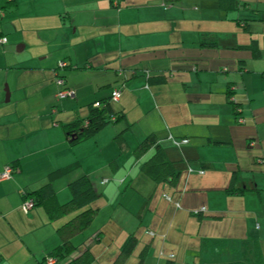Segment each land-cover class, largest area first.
Listing matches in <instances>:
<instances>
[{"label": "crops", "instance_id": "1", "mask_svg": "<svg viewBox=\"0 0 264 264\" xmlns=\"http://www.w3.org/2000/svg\"><path fill=\"white\" fill-rule=\"evenodd\" d=\"M122 1L125 2L14 0L7 3L0 0V33L6 38L5 45L0 46V52L6 49L5 53H0V264H41L60 243L57 228L73 213L49 220L42 207L23 211L22 193L39 188L46 183L50 172L72 164L76 165L74 170L78 169L74 175H69L72 170L52 182L58 202L70 199L68 183L73 176L83 174L90 178L97 192L91 203L97 213L89 226L72 238V253L55 264H66L86 249L93 257L90 264H138L140 260L141 264H174L169 258L177 255L179 264H190L191 259L195 264H228L242 261L222 255L237 253L249 255L247 262L242 263L264 264V186L252 179L247 183V178L240 176V170L236 169L237 176L244 182L239 187L249 186L250 189L241 194L227 192L233 177L234 171L229 175L233 163L218 169L205 151L213 143L233 144L228 140L230 127H236L233 122L245 123L242 104L234 98L235 80H230L229 75L214 73L212 68L203 67L210 75L201 74L194 63L198 59L209 61L211 56L206 48H218L223 40H230L232 49H237L235 52L246 49L250 57L264 58V0H231L227 6L219 0H201L204 6L195 0L190 9L188 5L176 6L178 0H142L124 6ZM233 21L243 28L242 34L246 36L243 42H239L238 29H226ZM219 25L223 28L218 29ZM26 28L30 30V40L20 35ZM206 36L208 40L214 36L217 46H203L201 43L206 41ZM13 40L21 54L10 59L7 56ZM239 57L234 54L232 61L237 67L239 64L242 72L246 63ZM62 61L66 62V67L57 69ZM183 70L187 71L186 84L184 78L176 77ZM222 72L227 73V69L222 68ZM156 74L164 75L165 81L147 80L149 75ZM57 75L63 76L61 86L57 85ZM191 78L194 85L198 82L200 87L190 93H201L207 100L203 106L211 108L209 114L222 116L219 121L209 114H200L204 116L201 120L195 118L199 115L195 112L182 116L181 112L171 111L176 104L168 99H172L180 86L183 92H188ZM174 79L175 85H170ZM228 87L232 98L240 103L242 122L232 112L226 96ZM115 88L120 89L121 95L113 101L117 104L114 108L123 111L125 117L120 121L125 126L120 128L121 136H118L120 130L115 136L116 147L111 149L112 154L103 157L101 142L97 140V134L109 124L95 135L70 144L63 125L86 118L89 105L108 98ZM63 89L70 94L61 99L57 97L60 108L48 116L55 95ZM85 105L87 109H83ZM142 115L154 121L137 127ZM215 125L219 126L218 130L212 129ZM136 127L137 134L133 131ZM240 130L246 131L247 126ZM219 134L224 136L218 137ZM149 135L155 136L167 158L180 170L174 182L156 183L142 173L141 166L154 154V148L139 157L134 151ZM92 138L94 141H87ZM175 139L188 142L176 147ZM259 145L263 148L262 139ZM122 154L131 157L129 169L125 167L126 162L120 165L114 160ZM110 158V166H115L112 179H119L117 187L129 179L124 188L133 183L148 193L147 201L129 198L126 203V208L131 207L128 213L132 211L140 223L143 218L140 212H146V230L151 242L137 257L132 256L138 243L136 232L128 227L122 244H117L110 230L116 218L110 215L101 224L97 223L99 209L112 205L111 196L116 191L114 185L108 186V176L97 169L104 167L98 163ZM13 162L16 170H12L9 177L1 176ZM135 168H138L136 174ZM172 187L173 195L168 196ZM106 196L103 205L100 200ZM95 202L100 206H94ZM202 208L206 210L201 211ZM252 228L254 233H249ZM130 236L136 238V244L130 255L117 263L120 250ZM186 238L195 240L188 249L183 243ZM235 243L240 250L233 249ZM196 248L201 253L210 252L202 256ZM159 250L163 255L160 256Z\"/></svg>", "mask_w": 264, "mask_h": 264}, {"label": "rangeland", "instance_id": "2", "mask_svg": "<svg viewBox=\"0 0 264 264\" xmlns=\"http://www.w3.org/2000/svg\"><path fill=\"white\" fill-rule=\"evenodd\" d=\"M141 1L142 0H125V2L124 1L121 2V5L122 6L132 5V4L140 3ZM194 1L195 0H178L175 2V4H176V6H177V4H179L181 6L188 5L187 9H190L191 6L193 5ZM198 2L202 3V5L204 6V4H203V2H201V0H198ZM203 6H202V9H206V7H203ZM230 23L232 24V26L227 27L226 29L232 30V31H235L236 29H238V31L241 34L239 37V40H240L239 42H243L242 40H246V36H244L242 34L243 28L238 26L235 21L230 22ZM203 24L204 23H202V25ZM206 24H208V23L206 22ZM215 24L216 23H213L212 25H215ZM212 25H210V26H212ZM217 28L222 29L223 27H221V25H219V27H217ZM71 30L73 32L74 28L72 27ZM20 35L26 39H29V40L31 38V37H29L30 36V30L28 28L24 29V32ZM12 43H13V46H12L10 52L8 53L7 57H9L10 59H15L16 56L20 55L21 53L17 52L16 41L13 40ZM230 44H231L230 40H228V41L223 40V41H221V45L218 48H214V49L206 48L207 51H209L208 55H209V57L211 56V59L207 62L203 61L201 59H198V60H195L194 63H196L197 66H199L201 74L210 75V71L204 70V68L205 69L212 68V69H214V73L218 72L222 75H229L230 80H232V81L235 80L234 86H235L236 91L234 94V98H235V100L241 102V104H242L243 117L245 118L246 124L245 123L237 124V123L233 122L236 127L231 126L230 127L231 131L229 132L230 136L228 134V140L232 141L233 144L228 145V144H214L213 143V144L207 146L205 148V151H206L208 156L213 158L214 162L217 164L218 169L222 168L224 166H227V164L230 165V163L232 162L233 165H230V170H229L230 176H231L233 171H235L236 169H239L240 170V173H239L240 176H242L243 178H247V180H248L247 183H249L250 179H252V180L256 181L258 184H260L261 186L262 185L264 186V76H263L264 75V58H259V59L252 58V57H250V51L246 50V49H240V51L238 49L239 52H235L237 49H232V47H231L232 45H230ZM239 44H247V43H239ZM4 51H1L0 53H3ZM26 53H28V52H26ZM234 54L241 56L239 58L245 60L246 64L243 66L246 69L242 70V72H240V70H239V64L237 67L236 62L232 61L233 60L232 56ZM237 58L238 57L235 56V59H237ZM224 67L227 69V73L222 72V68H224ZM193 73H195L194 70H193ZM176 77H177V79H179V77L184 78L185 84H186V81H188V79H187L188 76H187L186 70H183L181 74H177ZM171 81L172 82H170V85L174 86L175 85L174 83H176V79L171 80ZM189 82H190V86L187 89L188 92H186V91L183 92L182 91L183 88L180 86L179 89L177 91H174V93L172 94V99L171 98L168 99L169 101H174L176 104V108L171 109V111L176 110L177 112H181L182 116L185 115L186 113L189 114L190 112H195V113L199 114V115H196L195 118L199 117L202 120L204 116H202L200 114L208 115L211 112V108L208 106H203V104L205 102H207V100L201 97V95H202L201 93H199V92L198 93H190L193 91V89L200 87L198 82L194 85V79L193 78H191ZM203 85L204 84H202V86ZM120 86H122V83H120ZM173 89H175V88H173ZM243 93H244V95H242ZM59 101H60V99H58L57 96L55 95L54 105H52V107H50L49 113L47 114L48 116H51V114H52L51 112H53V110H57L60 108V102ZM113 106H115L117 108L116 102H113ZM142 106H146V103H142ZM82 107H83V109H87V105L82 106ZM228 108H229V104H228ZM146 110L147 109H145L144 111H146ZM229 110H230V108H229ZM230 114L232 115V113H230ZM248 114H249V116H248ZM209 115H210V118H215L216 121L217 120L219 121L220 120L219 118L222 117V116H219L218 113L209 114ZM205 119L208 120V118L206 116H205ZM232 119H233V117H232ZM149 120L154 121L150 116L142 115L141 119L138 122L137 127H139V126L142 127ZM185 120H186V118L183 119V121H185ZM251 121H252V123H250ZM116 124L117 123H110L108 125V127H106L103 131H100L97 134L98 135L97 140H98V142H101V149H102V156L103 157H108L110 154H112L111 149H114L116 147L115 136L117 135V132L120 130V128L122 130L125 126L124 122H122V121H120L117 125ZM244 126H247V130L246 131L240 130V129H243ZM137 127L135 130L133 129V131H135L134 133H136V134H137V129H138ZM212 129L218 130L219 126L215 125V127H213ZM226 132L227 131L225 130V133ZM39 133H41V132H39ZM225 133H224V135H225ZM251 134H254V135H251ZM224 135L219 134L218 137H221ZM250 138H253V139H250ZM261 139H262L263 148H261L259 145V141ZM87 141H94V138H92V140H87ZM250 141H251V146H249ZM83 143H88V142H83ZM255 144H256V146H254ZM80 145H83V144H80ZM80 149H83V148H80ZM82 151H84V150H82ZM86 154H88L87 151H86ZM113 154H115V152ZM41 156H44V155H41ZM130 159H131L130 156H126L123 154L121 156L118 155V157L114 158V160L116 162H120V165H121V163L126 162L127 164L125 165V167L127 169H129V166L131 164ZM110 160H112V158H110L104 162H100V163L97 162L98 165H104V167L99 166V168H97V169H98V171L103 172L102 173L103 176H108L107 178L110 180L108 186L114 185L116 188L115 193L111 196L112 201H113L112 205L107 204V206L103 207L101 210L99 209L98 216H100V217H99L97 223L101 224L110 215L116 218L117 221H114L113 226L110 228V230L112 233L111 235H113L114 237L116 236L117 244L118 243L122 244V242L124 240V235H125L124 231L128 227H129V230L136 232L135 235L138 237V243H137V245H136V247L132 253V256L137 257V255L141 254L145 250V246H147V244L149 242H151L150 241L151 237L148 236L147 230H146V229H148V227L146 226L147 222L145 219V213L146 212L145 213L140 212V215L143 216V218L141 219L142 222L140 223L139 222L140 219L138 217L134 216L132 211L128 213V210L131 207L126 208V203L129 200V198H133L134 200H143L144 199L147 201L148 200V193L145 190L144 191L141 190L140 187H136L133 183L128 188H124L126 186V184L129 182V179L127 180L126 183H124L123 185L119 184V186L117 187L116 185H118L117 181L119 179H117V180L112 179L115 176L114 173L112 172V168H114L115 166L114 165L110 166V164H109ZM133 160H135V158H133ZM136 169H138V168H135V171H134L135 174L137 172ZM77 170L78 169L74 170L69 175H74V172ZM106 171H108V172H106ZM133 175L134 174L131 175V178H133L135 176V175L134 176ZM121 176H122V174H121ZM75 178H77V177L73 176L71 180H74ZM58 184H61V183L58 182ZM170 189L171 190L169 192H167L168 196L173 195V191H174L173 187ZM109 196H110V194H109ZM163 197H164V195H163ZM103 198L100 200L101 204L106 203V199L108 198V196L103 197ZM132 204H133V202H132ZM103 205H105V204H103ZM231 205H237V204H231ZM94 206L99 207L100 206L99 202H95ZM240 208H241V206H240ZM137 213L139 214L138 210H137ZM68 218H69V216L67 217V219ZM192 218H196V217L192 216ZM194 222H196V221H194ZM151 232H153V231H151ZM153 233H155V232H153ZM249 233H254V228H252V230H250ZM194 241L195 240H192L191 238H186L185 240H183V243H184V246L186 247V249H188L189 245L193 244L192 242H194ZM228 246H230V244ZM234 246H235V248H233L234 250H236V248H238L239 250L241 249L239 244L235 243ZM196 250L200 252L199 248H196ZM159 252H160V250L158 251V253ZM209 252H210V250L208 252L203 251L202 252L203 254L201 252H200V254H202V256H205V254L209 253ZM155 253H156V251H155ZM150 254H151V252H150ZM161 255H163V253L160 254V256ZM176 255H177V253H175V256ZM179 255H180V257L183 255L181 251L179 252ZM218 255L219 254H217V256ZM248 256L249 255H245V256L242 255L241 256V255H238V253L236 255H234V254L222 255V257H224V258H226V257L237 258V260H240L242 262H244V261L247 262V260H248L247 258H249ZM168 258L169 257H167V259ZM177 258H178V255L176 258L172 257L169 259H172L174 261V264H179L177 262ZM191 260L189 261V263L195 264Z\"/></svg>", "mask_w": 264, "mask_h": 264}, {"label": "trees", "instance_id": "3", "mask_svg": "<svg viewBox=\"0 0 264 264\" xmlns=\"http://www.w3.org/2000/svg\"><path fill=\"white\" fill-rule=\"evenodd\" d=\"M13 1L14 0H6L7 3H11ZM219 1L223 4V6H227L229 3H232L231 0ZM237 22L240 25L242 24L241 21L237 20ZM243 24L245 25V23ZM204 39L208 42L203 40V42L201 43L203 46H217V40L214 36L213 38L211 36L210 40H208L207 36ZM57 69L61 68L57 67ZM57 76L63 77L60 75ZM147 80H159V82H163L165 81V78L164 75L156 74L154 76L149 75ZM226 96L228 102L232 107V112L234 113L235 118H241L240 115L242 112L240 103L236 102L232 98V91L229 87L227 88ZM96 102L99 103L98 107L94 106V103ZM124 117L125 115L123 111L116 110L114 108L110 93V96L108 98H104L99 101H93L89 105V113L86 118L75 120L71 123L65 124L63 125V129L70 144L74 145L95 135L106 125L112 122L116 123L124 119ZM128 126L130 125H127V127ZM121 133L122 131L118 134V136H121ZM150 148H154V154L141 166L142 173L147 175L156 183L165 181L174 182L178 178L180 170L178 169L175 162H172L167 158L164 149L157 143L154 135L145 137L144 140L137 145V148L134 152L136 156L139 157ZM10 165L13 171L16 170L14 162ZM75 167L76 165L72 164L52 171L48 175V180L42 186L32 191L25 190L22 193V202L27 199H31L33 201V208L42 207L45 210L49 220H55L73 213L70 218H68L57 228V234L60 238V243L43 258L41 264H45L49 258L54 259L55 262H57L71 254L74 250V247L72 245V238L86 229L97 213V208L91 206V203L97 197V192L95 191L90 178H88L86 175H81L68 183V189L71 196L67 202L59 203L56 198V193L54 191V188L52 187L53 180L59 176L68 174L69 172L74 170ZM243 183L244 182L242 181V179L237 176V171H234L231 184L227 187L226 191L232 194H241L246 190H249L250 187L246 185V187H239V185H242ZM135 244L136 238L134 236H130L120 250L118 256L120 258L118 259L117 263H120V261H123L127 256L130 255ZM92 260V254L89 250L86 249L83 250L75 258L69 260L66 264H90ZM141 262L142 260H140L138 264H141ZM167 264H172V262H168ZM228 264L246 263L232 262Z\"/></svg>", "mask_w": 264, "mask_h": 264}, {"label": "built area", "instance_id": "4", "mask_svg": "<svg viewBox=\"0 0 264 264\" xmlns=\"http://www.w3.org/2000/svg\"><path fill=\"white\" fill-rule=\"evenodd\" d=\"M6 43V38L4 36H1L0 37V46H4ZM66 62H59L58 63V67L60 68H64L66 67ZM56 82H57V85H63V79L59 76H56ZM68 94H70L69 91H67L66 89L64 90H60L58 93H57V97L58 98H64L66 97ZM121 95V91L120 89L118 88H115L111 91V99L112 101H117L119 99ZM94 106L98 107L99 106V103L96 102L94 103ZM240 122H242L243 120L239 119ZM188 141L186 140H183V141H177L176 139L173 140V143L176 147H180L182 144H186ZM12 173V169L10 166L6 167L5 170H4V173L1 175L3 177H9ZM22 208L24 211H29L33 208V201L31 199H27L25 200L24 202H22ZM206 209L205 208H202L201 211H205ZM195 214L199 213V211H194ZM152 234V233H151ZM45 264H55V260L54 259H51L49 258Z\"/></svg>", "mask_w": 264, "mask_h": 264}]
</instances>
